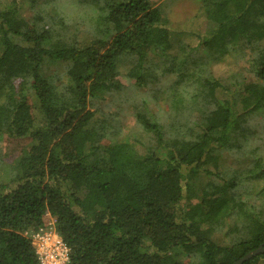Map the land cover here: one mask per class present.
I'll use <instances>...</instances> for the list:
<instances>
[{
    "label": "trees",
    "instance_id": "16d2710c",
    "mask_svg": "<svg viewBox=\"0 0 264 264\" xmlns=\"http://www.w3.org/2000/svg\"><path fill=\"white\" fill-rule=\"evenodd\" d=\"M24 1L38 2H0V136L29 146L9 180H0V264H38L25 231L51 224L70 264H232L264 243V204L235 198L237 177L192 201L195 177L214 173L207 166H217L247 117L264 109V0H199L181 30L169 26L160 0H91L86 39L26 17ZM205 22L214 27L201 31ZM151 53L163 59L164 74L197 87L204 112L173 135L139 114L160 151L140 153L128 140L107 141L111 124L88 105L120 87L124 73L147 84ZM204 55L248 57L255 80L217 78ZM192 56L202 68L188 73ZM198 101L180 96L175 111L199 110ZM261 170L249 172L263 179ZM253 190L264 195V185ZM225 222L239 234L229 245L211 238ZM175 247L193 255L177 261ZM243 264H264V253Z\"/></svg>",
    "mask_w": 264,
    "mask_h": 264
},
{
    "label": "rangeland",
    "instance_id": "374dc122",
    "mask_svg": "<svg viewBox=\"0 0 264 264\" xmlns=\"http://www.w3.org/2000/svg\"><path fill=\"white\" fill-rule=\"evenodd\" d=\"M0 2L7 5L11 0H0ZM156 4L161 6L169 26L176 30H181L184 21L192 17L200 7L199 0H160ZM19 5L26 17L33 19L40 15L49 26L54 24L56 28L63 30L60 33L68 38L73 39L75 35L77 38L86 39L93 31L96 6L91 0H38L35 6H31L27 1L20 2ZM201 27V31H205L213 28L214 23L205 22ZM174 49L173 54L178 53V48ZM204 57L209 71L217 78L232 84L235 83L231 80L232 74H236L235 78L240 82L255 80L254 74L249 71L248 57H239L238 60H234L229 55L218 60L205 55ZM193 59L196 58L192 56L191 63L187 66L188 73L198 72L202 68L201 64L192 63ZM133 61L134 59L122 64V70ZM148 61L154 76L147 84L137 85L124 73L121 76L120 87L102 97L90 99L88 107L97 112V117H105L111 124L113 134L107 141L128 140L140 153H147L150 150L160 153L152 134L147 132L138 121V115L143 114L149 119L159 120L173 135L183 123L195 127L194 123L198 120V115L204 112V105L198 96H194L197 91L196 86L190 85L189 81L188 85L187 80L182 81L178 73L166 75L161 71V65L164 63L162 58L151 53ZM48 69L50 72H61L63 65H49ZM180 96L185 98L186 103L199 100L195 104H199V110L192 111L186 107L179 112L175 111L176 99ZM27 147L29 146L19 145L7 134L0 136V180H9ZM216 165L211 163L207 166L214 173L203 174L193 180V202L200 200L203 193L213 192V183L223 184L224 181L237 177L234 181L237 186L232 188L231 194L239 200L255 203L258 207L264 204L263 193H256L253 190L264 185V178L252 176L254 172L260 174L263 172L261 168H264V109L247 117L241 130L239 129L236 142H231L229 148L220 151ZM256 166L259 168L257 169ZM250 170L254 172H249ZM232 228L230 222L215 226L211 238L219 244L229 245L239 236L237 232L230 233ZM38 229L30 228L25 234L31 238L33 232ZM45 229H49V226ZM172 254L177 261L186 260L193 255L182 247H175Z\"/></svg>",
    "mask_w": 264,
    "mask_h": 264
},
{
    "label": "built area",
    "instance_id": "2783aa9c",
    "mask_svg": "<svg viewBox=\"0 0 264 264\" xmlns=\"http://www.w3.org/2000/svg\"><path fill=\"white\" fill-rule=\"evenodd\" d=\"M32 243L38 254V264H70L69 248L56 227L39 228L31 235Z\"/></svg>",
    "mask_w": 264,
    "mask_h": 264
},
{
    "label": "water",
    "instance_id": "95a60500",
    "mask_svg": "<svg viewBox=\"0 0 264 264\" xmlns=\"http://www.w3.org/2000/svg\"><path fill=\"white\" fill-rule=\"evenodd\" d=\"M264 253V243L260 244L257 248L247 252L242 257H240L238 260L233 262L232 264H243L244 262L248 261L249 259Z\"/></svg>",
    "mask_w": 264,
    "mask_h": 264
}]
</instances>
